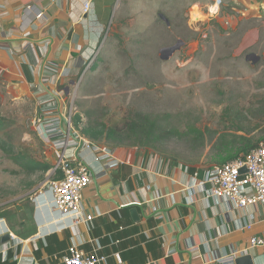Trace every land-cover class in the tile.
<instances>
[{
    "label": "rangeland",
    "instance_id": "374dc122",
    "mask_svg": "<svg viewBox=\"0 0 264 264\" xmlns=\"http://www.w3.org/2000/svg\"><path fill=\"white\" fill-rule=\"evenodd\" d=\"M194 1H124L69 98L82 136L104 146H141L111 134L140 115L166 134L142 148L203 168L264 140V0H219L215 14L208 5L217 0ZM257 31L252 46L238 48ZM178 41L181 48L162 60L160 49ZM253 54L260 59L253 62ZM38 118L25 91L0 83V208L14 230L28 223L31 197L52 175L43 170L53 158Z\"/></svg>",
    "mask_w": 264,
    "mask_h": 264
},
{
    "label": "crops",
    "instance_id": "0c3cea01",
    "mask_svg": "<svg viewBox=\"0 0 264 264\" xmlns=\"http://www.w3.org/2000/svg\"><path fill=\"white\" fill-rule=\"evenodd\" d=\"M124 1L0 0V83L25 91L39 115L66 114L78 76L103 46ZM257 39L258 31L248 32L238 48L247 49ZM49 147L53 164L47 181L61 176L53 168L63 156L92 169L83 203L95 216L67 227L70 220L55 209L50 191L40 187L31 197L28 223L23 220L14 230L3 216L15 236L4 244L9 250L3 262L61 264L75 243L87 253L107 256L106 264H218V257L234 250H246L256 264H264V245H249L251 237L264 236V204L238 208L223 198H207L208 167L170 160L141 146H106L115 156L108 162L118 163L96 173L94 150L81 143L63 151L52 143ZM134 206L137 219L131 214Z\"/></svg>",
    "mask_w": 264,
    "mask_h": 264
},
{
    "label": "built area",
    "instance_id": "2783aa9c",
    "mask_svg": "<svg viewBox=\"0 0 264 264\" xmlns=\"http://www.w3.org/2000/svg\"><path fill=\"white\" fill-rule=\"evenodd\" d=\"M89 9L90 2L88 1L84 4V11L88 12ZM38 16L41 17L42 14ZM42 114L38 118L39 128L55 149L63 151L81 143L82 146L94 150L99 165L96 173H102L118 163L115 159L108 162L115 157L113 149L95 144L82 136L75 128L72 105L66 114L61 111L53 117H46ZM243 168H246V171L242 172ZM53 170L60 171L61 176L47 181L42 187L52 194L54 207L60 212L61 217L70 220L67 227H77L84 222L91 221L95 215L93 212H86L83 199L85 190L92 183V169L84 162L72 161L63 156ZM204 182L210 184L206 194L207 198H223L238 208L264 204V140L246 154L226 163L209 167ZM0 224L3 225L0 234H8L11 239H15L6 219L1 215ZM4 244L0 245V255L3 260H7L9 249ZM249 245L251 247L264 245V236L251 237ZM245 251L234 250L226 257H218L216 261L218 264H235L236 258L245 255ZM106 262L107 256L99 254L96 250L87 253L73 243L63 254L61 264H106Z\"/></svg>",
    "mask_w": 264,
    "mask_h": 264
},
{
    "label": "trees",
    "instance_id": "16d2710c",
    "mask_svg": "<svg viewBox=\"0 0 264 264\" xmlns=\"http://www.w3.org/2000/svg\"><path fill=\"white\" fill-rule=\"evenodd\" d=\"M145 120H146L145 117L138 115L135 120H131L130 122H128L126 124L127 125L126 127L120 130L118 129L112 130L111 134H119V137L116 139L119 141V143H122L123 141L126 140V138H129V139H135V142L141 146L149 144V141L152 142L154 140H158L166 137V134H163V132H159L157 130L158 126L155 123L148 124V121L146 120L147 124L145 125L144 124ZM139 121L143 124L139 125ZM146 126H149V130H146L147 128ZM253 147L254 146L252 143H247L244 144V147H239L238 149H236L235 152H232V149H230L231 152H229L226 156H222L218 164L226 163L234 158L241 156L242 154H246ZM50 168L51 166L49 164L44 165L43 170H49ZM8 214H9L8 211L6 212V210L0 208L1 216H9ZM0 264H10V263L3 262L2 256L0 255Z\"/></svg>",
    "mask_w": 264,
    "mask_h": 264
},
{
    "label": "water",
    "instance_id": "95a60500",
    "mask_svg": "<svg viewBox=\"0 0 264 264\" xmlns=\"http://www.w3.org/2000/svg\"><path fill=\"white\" fill-rule=\"evenodd\" d=\"M183 42L182 41H178L176 44L172 45V46H166L160 49V58L162 60H169L173 54L179 50L182 46ZM253 58V62H256L257 60L260 59L259 56L257 55H251L248 56V58ZM242 172L246 171V168H243L241 170ZM131 214L133 215L134 219L138 218V209L137 206H134L131 209ZM11 239L10 235L6 234L2 237V243H6L9 242ZM235 264H256L255 260H254V256L251 253L242 255V256H238L235 260Z\"/></svg>",
    "mask_w": 264,
    "mask_h": 264
},
{
    "label": "clouds",
    "instance_id": "9594fccd",
    "mask_svg": "<svg viewBox=\"0 0 264 264\" xmlns=\"http://www.w3.org/2000/svg\"><path fill=\"white\" fill-rule=\"evenodd\" d=\"M218 7H219V0H217L216 4H209L208 10L210 13L215 14L218 11ZM198 9H199V4H194L193 5V13H192L193 21L195 19H197V17L200 16ZM200 18H202V17H200Z\"/></svg>",
    "mask_w": 264,
    "mask_h": 264
}]
</instances>
